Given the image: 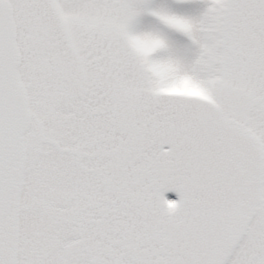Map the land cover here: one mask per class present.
Listing matches in <instances>:
<instances>
[{"label":"snow or ice","instance_id":"obj_1","mask_svg":"<svg viewBox=\"0 0 264 264\" xmlns=\"http://www.w3.org/2000/svg\"><path fill=\"white\" fill-rule=\"evenodd\" d=\"M0 264H264V0H0Z\"/></svg>","mask_w":264,"mask_h":264}]
</instances>
